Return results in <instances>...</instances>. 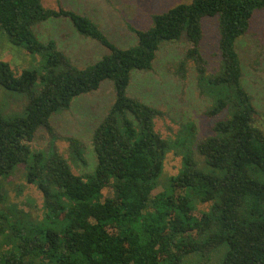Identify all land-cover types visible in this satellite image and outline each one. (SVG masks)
<instances>
[{
	"label": "trees",
	"instance_id": "1",
	"mask_svg": "<svg viewBox=\"0 0 264 264\" xmlns=\"http://www.w3.org/2000/svg\"><path fill=\"white\" fill-rule=\"evenodd\" d=\"M260 10L264 0H190L153 15L147 30L131 29L136 44L120 49L87 16L41 0H0V34L41 58L18 75L0 61V87L26 100L18 116L0 111V264H206L217 249L218 264H264V131L236 50ZM211 17L220 58L213 72L199 47L201 21ZM59 18L108 53L78 68L54 40L39 41L35 25ZM182 37L189 47L174 74L184 79L192 62L198 94L210 100L204 115L222 116L199 141L192 121L163 138L154 122L165 113L127 94L131 73L149 72L160 46ZM106 80L114 101L93 131L95 168L76 176L55 142H67L82 166L84 145L57 134L50 117ZM38 129L49 137L43 150L31 147ZM169 153L180 169L161 182ZM20 167L42 196L41 218L7 201L3 183ZM197 204L208 210L196 213Z\"/></svg>",
	"mask_w": 264,
	"mask_h": 264
},
{
	"label": "rangeland",
	"instance_id": "2",
	"mask_svg": "<svg viewBox=\"0 0 264 264\" xmlns=\"http://www.w3.org/2000/svg\"><path fill=\"white\" fill-rule=\"evenodd\" d=\"M188 2L190 0H41L44 8L56 10L59 6L87 16L120 49L136 44L137 39L131 29L147 30L152 24L153 15L162 14L178 4ZM201 28L200 53L207 70L213 72L220 59L217 48V17L203 19ZM33 29L39 41L54 40L58 49L78 68L95 64L108 53L96 41L81 37L68 19H49L35 25ZM188 47L184 37L179 41L162 44L149 72L131 73L127 94L165 113L164 117L157 118L154 122L155 131L163 138H173L181 125L192 121L196 125V138L199 141L210 134L212 125L222 116L207 118L204 115L210 100L198 94L192 62L187 64L184 79L174 74L175 66ZM236 50L242 65V84L252 97L257 112L256 123L264 131V10L254 14L248 32L237 40ZM0 61L8 63L16 75L22 70L36 69L41 64L39 55L29 54L23 48L11 45L2 34ZM113 101V83L106 80L95 92L74 98L68 110L50 117V124L57 134L64 138H76L84 145L86 166L71 162L67 142H55L59 154L67 160L74 175L82 176L94 170L96 159L91 143L93 131L107 114ZM25 102L22 95L0 87V111L3 118L20 115ZM48 144V134L45 130L38 129L31 147L43 150ZM179 169L180 158L169 153L164 161L161 182L175 176ZM22 174L23 167H20L12 178L3 183L7 201L18 205L32 216L41 218L42 196L35 186L24 181ZM104 195H107V191ZM196 209V213L207 211L208 205L197 204ZM215 252L206 264H218L223 249ZM195 262L197 260H188L187 264Z\"/></svg>",
	"mask_w": 264,
	"mask_h": 264
}]
</instances>
